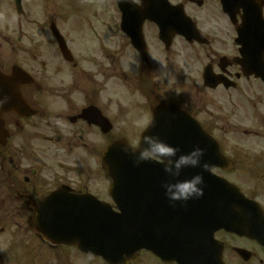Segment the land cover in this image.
I'll return each instance as SVG.
<instances>
[{
  "label": "flooded vegetation",
  "instance_id": "af4514ba",
  "mask_svg": "<svg viewBox=\"0 0 264 264\" xmlns=\"http://www.w3.org/2000/svg\"><path fill=\"white\" fill-rule=\"evenodd\" d=\"M257 1L264 22V0ZM0 3V75L20 68L33 81L24 84L19 74L9 88L0 79V114L16 110L1 117L0 264H103L44 240L32 219L64 213L80 199H96L114 211L117 160L115 155L110 169L116 175L109 176L103 154L119 136L132 137L134 147L148 129L161 134L155 126L163 125V117H154L165 106L215 140L222 159L210 173L239 190L216 194L224 199L223 210L243 223L209 234V264H264V52L254 70L243 63L237 35L242 10H233V22L218 0ZM71 4L98 13L70 14ZM119 5L129 16L131 8L126 22ZM255 36L261 54L264 23L255 26ZM153 163L135 171L143 174V199L165 206L160 182L168 178ZM192 171L184 169L179 179L202 172L212 208L208 172ZM141 264L164 263L145 251Z\"/></svg>",
  "mask_w": 264,
  "mask_h": 264
},
{
  "label": "water",
  "instance_id": "95a60500",
  "mask_svg": "<svg viewBox=\"0 0 264 264\" xmlns=\"http://www.w3.org/2000/svg\"><path fill=\"white\" fill-rule=\"evenodd\" d=\"M223 8L231 6L233 0H221ZM229 1V3H228ZM244 10V17L242 18L243 28L241 29L240 37L245 45L252 41L249 34V25L252 24L251 17H255L257 14H251L249 11L254 8V1L245 0L240 3ZM126 7H121L124 12ZM127 10V9H126ZM253 13V12H252ZM258 17H261V11H258ZM126 19V17H125ZM244 63L254 64L255 54L244 52ZM18 74L14 73L10 79L13 83L16 80ZM8 87L13 88L12 85ZM183 122V120H177ZM175 133L164 132L159 136L162 140L168 144H192V150L199 147L204 152H213L214 160L218 156L217 145L211 140L199 126H192L191 131L185 132L180 128L179 124L172 126ZM126 144L124 142H118L117 155L119 167H124L121 175L123 178L128 176L126 169L128 164L133 167L130 161L135 160V157L131 152L123 151ZM197 145V146H195ZM127 146V145H126ZM211 147H214L212 149ZM115 149H112V152ZM110 149L106 153L108 160ZM215 166V164H214ZM120 184H126L125 180L117 182ZM227 184L223 181H213V191H225ZM120 200V199H118ZM126 201V200H122ZM126 203V202H125ZM103 207V205L101 204ZM128 210V205L124 204L122 207ZM91 211L92 207L90 203L84 204L79 202H72L69 206L65 207V212L51 215H42L38 217L41 229L38 233L42 234L46 239L75 244L80 250L85 253L99 256L108 264H127L133 261L135 254L141 249H147L148 243H146V234L143 230V216L141 214H134L123 212L114 216L107 215H83V211ZM198 213L179 214L176 216V225L172 230H167L165 236L175 233L174 241L164 244V237L160 236L161 246L157 247L152 245L150 251L154 255L159 256L164 262L176 263V264H209V226L214 230L225 228L229 226V222L226 220L224 213L213 212L208 213V235L206 239H201L196 236V224L199 221ZM202 216V215H200ZM37 225V222H36ZM211 231V232H213ZM164 234V233H163Z\"/></svg>",
  "mask_w": 264,
  "mask_h": 264
},
{
  "label": "clouds",
  "instance_id": "9594fccd",
  "mask_svg": "<svg viewBox=\"0 0 264 264\" xmlns=\"http://www.w3.org/2000/svg\"><path fill=\"white\" fill-rule=\"evenodd\" d=\"M122 2L137 4L140 0H122ZM141 123L147 127L149 121L145 118ZM123 151L131 152L137 165L157 162L162 166L168 178L162 184V188L165 197L171 203H187L189 200L200 199L204 195L203 175L197 173L188 179H179L184 169L209 170L210 166L202 163L203 149L196 147L190 152L181 153L178 147H173L159 136L143 135L132 149L125 145Z\"/></svg>",
  "mask_w": 264,
  "mask_h": 264
},
{
  "label": "rangeland",
  "instance_id": "374dc122",
  "mask_svg": "<svg viewBox=\"0 0 264 264\" xmlns=\"http://www.w3.org/2000/svg\"><path fill=\"white\" fill-rule=\"evenodd\" d=\"M0 6H2L1 3H0ZM72 6H73V4L70 5V10H71L70 14L82 15V16H87V15L93 16V15H96L98 13V11L94 12V9H92V12L89 13L87 7H81V11L82 12H80V11L77 10L76 7H72ZM24 47H26V46L24 45ZM9 57L12 58L13 56L11 55ZM201 69L202 68H200L199 70H201ZM125 138L128 139V140L132 139V137H129V136H127ZM141 263H142V257L140 258V261H139V264H141Z\"/></svg>",
  "mask_w": 264,
  "mask_h": 264
}]
</instances>
